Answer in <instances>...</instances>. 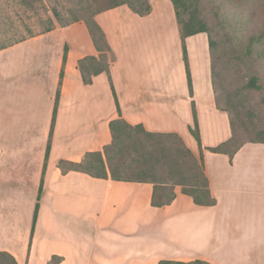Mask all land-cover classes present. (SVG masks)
Here are the masks:
<instances>
[{"label": "crops", "instance_id": "crops-1", "mask_svg": "<svg viewBox=\"0 0 264 264\" xmlns=\"http://www.w3.org/2000/svg\"><path fill=\"white\" fill-rule=\"evenodd\" d=\"M150 5L146 16L126 5L96 16L115 61L90 85L79 62L98 52L84 22L0 50V251L18 264H264V143L211 151L232 130L216 104L209 37L183 43L172 0ZM119 118L181 137L217 204L177 187L156 208L153 184L61 170L103 151Z\"/></svg>", "mask_w": 264, "mask_h": 264}, {"label": "trees", "instance_id": "trees-1", "mask_svg": "<svg viewBox=\"0 0 264 264\" xmlns=\"http://www.w3.org/2000/svg\"><path fill=\"white\" fill-rule=\"evenodd\" d=\"M76 1V8L71 9L67 13L68 17L64 19L57 8L49 10L45 0H0V15L6 16L9 21L12 20L10 15L12 11L18 15L17 10L15 11V8L18 7L29 16L30 22L44 27L42 32L37 35L33 34L32 29L28 26L21 28L13 26L7 31L4 30L6 34L15 32L20 36H22V32H27L29 37H22L21 40L3 46L0 50L50 32L56 27L55 23L68 26L76 22H84L89 29L98 55L86 57L79 62L83 81L86 85H90L94 77L98 75L107 74L110 77L115 55L108 44L105 33L96 22V16L123 5L128 6L139 16H146L151 12L150 0H115L104 8L99 7L101 0ZM189 1L172 0L182 41L184 43L188 37L198 33L208 35L217 108L229 115L232 130L229 142L213 148L211 151L233 156L245 144L264 143V123L256 121L253 114L246 117L243 108L234 102L224 89L223 77L219 72L216 57V43L207 29L206 23L200 17L199 11L197 9L190 10ZM22 25L25 24L22 23ZM259 25L257 24L258 28L252 29L249 33V52H254L256 47L264 44V19L260 21ZM185 58L187 61L186 51ZM258 81L257 77H252L247 84L248 89L260 90ZM190 88L192 90L191 78ZM117 105L119 108L118 102ZM110 129L112 141L103 151L86 154L80 163L61 161L59 164L61 170L63 172H82L99 179L153 184L152 206L156 208L171 205L176 198L177 187H180L185 195L190 196L198 206L212 207L217 204L211 193L202 158H197L177 134L152 133L142 125H131L122 118L112 121ZM191 133L202 147L196 112ZM38 209L39 204L36 208V216ZM0 264H18V262L11 254L0 251ZM159 264L210 263L201 260L192 262L163 260Z\"/></svg>", "mask_w": 264, "mask_h": 264}, {"label": "rangeland", "instance_id": "rangeland-1", "mask_svg": "<svg viewBox=\"0 0 264 264\" xmlns=\"http://www.w3.org/2000/svg\"><path fill=\"white\" fill-rule=\"evenodd\" d=\"M49 10L57 8L61 17L66 19L68 12L77 6L76 0H45ZM115 0H101L104 8ZM189 8L197 9L206 23L207 29L216 43V57L219 72L223 77V87L230 98L238 103L246 117L252 114L256 121L264 123V44L256 47L254 52L248 51V37L252 29H257L264 19L263 0H190ZM18 15L11 12L12 20L0 15V48L8 46L22 37H29L27 32L22 36L15 32H4L14 27L28 26L33 34L42 32L43 26L28 20L27 14L15 8ZM24 23L25 25H22ZM14 24V25H12ZM28 24V25H26ZM55 26H61L55 23ZM260 26V25H259ZM23 29V28H22ZM252 77L258 78L261 89H248L247 84Z\"/></svg>", "mask_w": 264, "mask_h": 264}]
</instances>
